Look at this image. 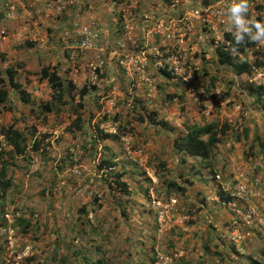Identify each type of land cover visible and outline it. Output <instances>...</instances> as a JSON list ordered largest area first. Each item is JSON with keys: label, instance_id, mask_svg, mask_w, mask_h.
<instances>
[{"label": "rangeland", "instance_id": "obj_1", "mask_svg": "<svg viewBox=\"0 0 264 264\" xmlns=\"http://www.w3.org/2000/svg\"><path fill=\"white\" fill-rule=\"evenodd\" d=\"M231 2L25 0L18 19L1 16L0 28L19 22L42 29L20 35L16 58L25 61L7 62L0 53L3 70L22 63L18 81L29 95L24 103L11 89L5 105L12 109L0 113V129L13 125L28 139L26 153L12 157L0 137L13 180L5 214L0 205V264H57L80 248L104 264H264V66L253 65L264 61V43L233 52L251 74L219 62L225 33L233 31ZM247 3L246 16L264 22V0ZM198 8L215 15L205 27L185 19L172 25L173 39L164 29L146 38L160 20L167 27ZM86 23L102 28L111 47L123 39L144 70L126 74L108 52L71 58ZM45 65L75 85L69 105L52 112L45 107L52 90L35 75ZM211 122L231 130L208 160L184 158L174 147L177 136L187 125ZM172 181L186 192L169 188ZM18 219L31 222L28 233Z\"/></svg>", "mask_w": 264, "mask_h": 264}, {"label": "trees", "instance_id": "obj_2", "mask_svg": "<svg viewBox=\"0 0 264 264\" xmlns=\"http://www.w3.org/2000/svg\"><path fill=\"white\" fill-rule=\"evenodd\" d=\"M170 3L171 0H166ZM225 38L227 42H229L228 46H224L222 50L219 51L220 54V63L227 64L236 69V72L241 74H251L253 71L252 66L249 65L248 62H238L236 61V57L233 55V52L241 54L245 53L246 48H252L255 46V42H252L247 37L245 40L237 44L232 36V33H225ZM2 57L4 55L2 54ZM254 67L264 66V61L259 62L255 60ZM22 63H16L15 65H11L6 67L4 70L0 68V113L5 110H11V106H6L9 99V91L15 90L21 94L22 101L24 103L29 102L28 92L23 88L21 82L18 81L19 71L22 69ZM164 76L172 77L171 72L162 70ZM38 80L40 82L46 81L52 90L51 100L45 104L46 110L48 112H52L54 108L58 107L60 110L61 107H65L69 105V101L67 97L71 95V92L75 90V85L72 81L68 83L63 80V78L58 73L57 67L54 65H45L38 72L35 73ZM259 86L258 88H260ZM253 86H250V91L255 92L256 89ZM89 93L88 86L85 85L80 89L79 97L80 99H84V97ZM178 98L182 100V96H169V99ZM74 99V96H72ZM259 100H262L259 97ZM79 107L83 108L84 103H80ZM81 122L80 114L77 113L75 118V125L79 127V123ZM186 132L184 135L177 136L174 142V147L176 150L184 155V158L187 156L199 158L202 160H208L212 155L214 149L218 146L219 143L222 142L223 138L228 134V131L231 130L230 124L224 123L220 125L217 122H211L205 125H187L185 126ZM100 133H102L100 131ZM105 138H110L111 135L107 133H102ZM3 137L6 141V144L11 146V150H9L10 154L13 156L16 155H24L27 149V136L16 129L13 125L9 127H3L0 129V137ZM247 136V133L246 135ZM38 141L34 142L33 150L38 148ZM6 152L2 148L1 140H0V205L2 206L1 211L5 214V202L4 199L10 192L13 186V180L8 175L9 163L7 160L3 158ZM107 162V161H104ZM108 163V162H107ZM117 185L121 188V191L125 194H129L128 184L126 182L120 181V177L117 178ZM168 187L185 193L187 188L183 186H179L176 182L172 181L168 183ZM85 211V210H84ZM18 224L21 225V229L24 232L28 233V229H30L31 222L25 221L23 219H18ZM84 234V233H82ZM100 250L101 248L98 247ZM97 249V252L99 251ZM75 258H71L69 255H60L55 260L57 264H104L102 258H92L91 252L85 251L83 249H79L76 251ZM34 258L28 259L26 264H32ZM34 264V263H33Z\"/></svg>", "mask_w": 264, "mask_h": 264}, {"label": "built area", "instance_id": "obj_3", "mask_svg": "<svg viewBox=\"0 0 264 264\" xmlns=\"http://www.w3.org/2000/svg\"><path fill=\"white\" fill-rule=\"evenodd\" d=\"M22 0H4V19L6 21L16 20L20 17V6ZM215 16L213 13L211 15L208 14V10L206 12L201 9H191L185 15L179 17V19H169L168 26L166 27L165 23L167 20H160L154 27L147 30L146 38H149L151 34L161 33L164 29L165 33L163 34L166 40L173 39L174 34L171 32L172 25L177 23H182L188 20L197 21L205 27L206 23L210 22V17ZM102 28L99 26L86 23L82 24L78 29V37L79 43L78 46L71 54V58L77 57L80 54L88 53V52H98L101 55H105L107 52L111 58L118 57L120 59L119 64L120 67L126 72V74H131L132 71H143L144 64L142 66H137L138 63H142V60L138 58V61L135 60L136 53L133 49L128 48L126 42L123 39L117 40L116 44L111 47L109 42L103 40ZM152 35V36H153ZM228 43V42H227ZM229 45V43H228ZM145 53V52H142ZM101 57V56H100ZM99 57V58H100ZM242 186H236V192H242ZM254 211L249 210L248 217L251 218Z\"/></svg>", "mask_w": 264, "mask_h": 264}, {"label": "clouds", "instance_id": "obj_4", "mask_svg": "<svg viewBox=\"0 0 264 264\" xmlns=\"http://www.w3.org/2000/svg\"><path fill=\"white\" fill-rule=\"evenodd\" d=\"M247 11V0H232L228 6V19L235 42L239 44L247 37L252 42L264 43V22L249 19Z\"/></svg>", "mask_w": 264, "mask_h": 264}, {"label": "crops", "instance_id": "obj_5", "mask_svg": "<svg viewBox=\"0 0 264 264\" xmlns=\"http://www.w3.org/2000/svg\"><path fill=\"white\" fill-rule=\"evenodd\" d=\"M25 2V0H24ZM23 2V4H21L22 6H25V3ZM3 3L4 0H0V18H2L1 16L4 15V7H3ZM1 21V20H0ZM1 23V22H0ZM42 29V27H32V26H27L24 24H21L19 22H11L8 25H5V27L3 25H1L0 28V38H2V40L0 39V53L1 55L3 54L5 58L4 60H6V57L9 58L7 60V62H11L12 59L13 60H26L25 55H23L25 58H23L22 56H20L19 58H16L18 56V53L21 52V50L18 51V46H20L21 43L20 41V35L22 33H31L32 36L37 35L36 31H40L39 29ZM49 31V28L47 29V32ZM71 46H68V49H70ZM28 48H32V47H28ZM69 52V51H68ZM28 53V51L26 52V54ZM40 54H38L37 56H39ZM37 62H39L40 58H34Z\"/></svg>", "mask_w": 264, "mask_h": 264}]
</instances>
